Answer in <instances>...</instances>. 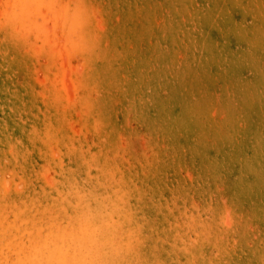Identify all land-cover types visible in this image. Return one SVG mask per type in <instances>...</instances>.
Wrapping results in <instances>:
<instances>
[{"label":"rangeland","instance_id":"obj_1","mask_svg":"<svg viewBox=\"0 0 264 264\" xmlns=\"http://www.w3.org/2000/svg\"><path fill=\"white\" fill-rule=\"evenodd\" d=\"M0 264H264V0H0Z\"/></svg>","mask_w":264,"mask_h":264}]
</instances>
